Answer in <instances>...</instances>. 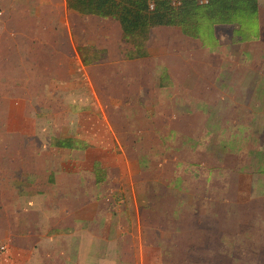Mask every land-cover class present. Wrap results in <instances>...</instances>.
I'll use <instances>...</instances> for the list:
<instances>
[{
    "label": "crops",
    "instance_id": "obj_1",
    "mask_svg": "<svg viewBox=\"0 0 264 264\" xmlns=\"http://www.w3.org/2000/svg\"><path fill=\"white\" fill-rule=\"evenodd\" d=\"M254 22L260 35L235 37L243 28L221 24L204 42L184 36L178 27L152 28L146 57L128 60L123 51L131 46L122 41L117 22L78 14L65 0H0V105L19 104L17 90H63V75L71 79L81 70L102 71L105 79L110 76L102 118L107 139L96 148L125 154L130 151L125 139L145 132L133 124L147 123L155 137L181 139L188 153L201 157L193 162L197 169L206 171L209 144L203 145L204 139H216L209 152L216 170L230 171L238 196L246 181L249 188L255 181L262 184L258 194L264 186V14L259 0ZM83 48L90 50L86 59L98 60L84 65ZM229 57L233 65L225 64ZM34 99L40 98L25 94L27 104H36ZM84 148L72 145L71 150ZM135 182L25 181L18 189L10 183L6 194L1 186L0 241L6 245L0 246V264H159L152 253L161 246L159 220L145 224L142 213L155 217L161 211L153 205V194L146 201L136 195ZM163 183L167 190L172 187L170 181ZM123 185L131 192L132 211L122 197ZM115 193L121 197L120 212L123 208L132 223L128 226L113 222ZM170 194V211L178 219L186 197ZM193 201L190 197L192 213L199 212ZM165 245L174 249L175 240Z\"/></svg>",
    "mask_w": 264,
    "mask_h": 264
},
{
    "label": "rangeland",
    "instance_id": "obj_2",
    "mask_svg": "<svg viewBox=\"0 0 264 264\" xmlns=\"http://www.w3.org/2000/svg\"><path fill=\"white\" fill-rule=\"evenodd\" d=\"M259 2L264 14V0ZM253 34H261L256 22L239 30L235 37L248 39ZM226 45L225 49L230 50V44ZM231 61L229 57L225 64L233 65ZM68 77L63 75V90H17L19 104L0 105V187L5 194L8 186L12 189L10 183L18 189L25 181H136V195H144L146 201V195L153 194V205L161 211L159 215L154 213L155 217L142 213L145 224L159 220L161 246L158 253L152 252L154 263L264 264V186L257 194L262 184L255 181L249 188L246 181L245 192L238 196L231 185L230 171L216 170L215 156L209 153L215 148L216 139H204L203 145L209 144L204 158L206 171L197 169L193 162L201 157L188 153L187 144L181 146V139L155 137L147 123L133 124L134 130L142 128L145 132L125 139L130 151L104 153L96 146L107 139L102 118L110 76L105 79L102 71L81 70L73 78ZM25 94L40 99L30 105L24 100ZM155 125L162 129L163 123ZM117 130L122 133L121 126ZM67 144L85 148L71 150ZM163 181H170L172 187L167 190ZM205 181L207 185L203 187ZM124 188L125 185L121 187L122 197H127L126 207L132 211L131 192ZM117 193L112 196L113 222L128 226L132 223L123 208L120 212L121 197ZM167 193L186 197L178 208V219L170 211L172 202ZM190 197L196 202L197 214L191 211ZM176 226L177 234L173 236ZM170 238L175 240L174 249L165 245ZM4 245L6 241H0V246ZM145 254L152 257L148 250Z\"/></svg>",
    "mask_w": 264,
    "mask_h": 264
},
{
    "label": "trees",
    "instance_id": "obj_3",
    "mask_svg": "<svg viewBox=\"0 0 264 264\" xmlns=\"http://www.w3.org/2000/svg\"><path fill=\"white\" fill-rule=\"evenodd\" d=\"M154 0L149 10L148 0H65L67 8L84 16H95L119 23L122 41L131 46L123 51L125 59L144 58L150 29L178 27L189 38L205 41L215 25H235L246 28L258 15V0H207L199 5L197 0ZM89 49H80L84 65L97 58L84 57ZM79 148V146H77Z\"/></svg>",
    "mask_w": 264,
    "mask_h": 264
},
{
    "label": "built area",
    "instance_id": "obj_4",
    "mask_svg": "<svg viewBox=\"0 0 264 264\" xmlns=\"http://www.w3.org/2000/svg\"><path fill=\"white\" fill-rule=\"evenodd\" d=\"M197 3L199 5H206L207 4V0H197ZM173 6H177L179 5V2L177 0H175L172 3ZM148 6H149V10H153L154 9V0H148Z\"/></svg>",
    "mask_w": 264,
    "mask_h": 264
}]
</instances>
